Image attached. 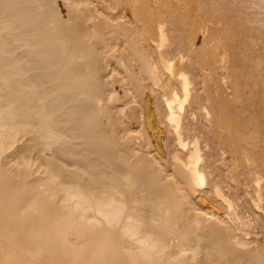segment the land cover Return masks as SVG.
<instances>
[{
    "label": "bare ground",
    "instance_id": "1",
    "mask_svg": "<svg viewBox=\"0 0 264 264\" xmlns=\"http://www.w3.org/2000/svg\"><path fill=\"white\" fill-rule=\"evenodd\" d=\"M90 1L0 0V264H264V234L253 231L256 225L238 215V200L231 199L222 181H214L208 151L204 152L199 138L189 140L183 134L184 102L191 90L188 78L184 74L177 77L179 93L160 94L155 86L158 65L147 60L135 34L115 25L109 13H94L88 7ZM240 1L205 2L209 6L213 2V10L218 4L215 14L220 12L225 18ZM244 2L264 13V0ZM247 6L241 9L246 12ZM251 15V27L256 26L252 30L261 39L264 14L262 18ZM243 19L250 27L249 19ZM235 21L230 28H236L239 21ZM245 23H241L244 30L241 24L237 27L242 31L238 38L235 29L225 30L229 32L223 36L226 50L219 59L230 58L246 80L253 78L264 86V49H255L258 36L254 44V32ZM246 26L254 36L246 33L251 38L245 36L247 40L243 36ZM165 34L169 33L156 25L152 35L157 47L167 41ZM121 38L124 42L119 45ZM122 46L125 51L115 53ZM164 56L160 68L173 79L175 70ZM111 57L126 72L133 92L127 85L100 79ZM242 84L236 93L247 86ZM260 95L258 109L264 118V87ZM139 101V134L119 141L116 133L121 127L113 126L114 114L119 116L123 105ZM239 109L230 114L238 118L237 123H257L254 117L258 114L248 113L250 118L242 120L240 113L246 107ZM237 128L230 139L220 141L223 147L247 151L259 142L255 132L242 134ZM147 149H153V154ZM171 149L182 155L174 153L169 169L163 161ZM253 158L245 159V169L256 194L250 201L252 209L260 218L264 215V180L262 168L254 169L258 158Z\"/></svg>",
    "mask_w": 264,
    "mask_h": 264
},
{
    "label": "rangeland",
    "instance_id": "2",
    "mask_svg": "<svg viewBox=\"0 0 264 264\" xmlns=\"http://www.w3.org/2000/svg\"><path fill=\"white\" fill-rule=\"evenodd\" d=\"M110 1H112V0H104V1L103 0H91L90 3L92 5L88 4L89 5L88 7L91 10H94L95 11L94 13H96V11H98V10L100 12L109 13V15H111V17L114 16V19L116 21L113 19L112 22L115 25H118L121 27L124 26L122 28H124V29L127 28L126 31H128L129 33H132V35L135 34L134 36L136 38H138V40L142 46V49L145 51L144 52L142 50L143 53L145 54V57L148 58L147 60H149V62L152 63L153 65H156V67L158 65L157 71H158L159 75H158V79H157L158 81L156 82L157 85H155V86L157 89L159 87L158 90H160L159 91L160 94L162 93L164 95V97H167V96L169 97L172 92L173 93H175V92L179 93L180 92L181 87L179 85H181V84H179V80L177 79V77L179 78V77H181L180 75L184 74L188 78L189 88L191 90H189V95L187 97V98H189V100L187 99L186 102H184V111H185L184 112V114H185L184 118L185 119L183 122H185L186 124L184 123L185 127H183V128L186 129L187 131L185 130V132H184V130H182L183 134H184V136H185V134H187L185 137L186 138L189 137L188 138L189 140L199 138L197 140H199L200 143L202 142L201 147L203 148L204 152L205 153L207 151L209 152V153L207 152V156H209L210 158L209 157L206 158L207 157L206 154H205V158L207 159V162L210 164V166L212 165L211 167L213 168L212 169L213 175L215 174V176L212 177L213 179H215L214 181H217V182L222 181L221 185L222 186L224 185L223 188L225 189V191H227L229 193L231 199H234V200L236 199V201L238 200L237 201L238 202L237 210L239 209L238 215H240V217H242V218L244 217L245 219H249L248 222L253 224L254 226L255 225L259 226V229L255 226L253 231H255L256 234H258V231H260L259 234L261 232H262V234H264V231H263L264 230V222H263L264 221V215H261L260 216L261 219H260L258 216V213L252 209V205H251L250 201H251V199H253L256 196V194L254 192L255 191L254 187L250 184V182L248 180L249 170L245 169V168H247L245 165V162H246L245 159L246 158H252L253 160H255V158H253V157L258 158V156L260 155L259 153H261V151L264 150V138H263V136H264V118H263V116L261 117V114H260L261 111H259V109H258V108H260V110H261V106L259 105L260 99H258V98H261L262 94L260 95V93H262V87H264V86H261L260 84H262V83H259L260 81H258V80L256 82V80H254L253 78H251L252 79L251 80V79H248V77H247V80H248L247 81L244 78V75L241 74V73H243V71L242 72L240 71L241 69L239 68L237 63H235V64H234V62L231 63L232 61L230 60V58L227 59L225 57L226 59L224 58L222 62L219 59L221 53L226 50L225 39L223 36L225 34H227L228 31L226 32L225 30H229V32L231 33V30L233 29V27L232 28H230V27L234 26L233 22L235 21V19L238 17V19H236V21L237 20L239 21V19L242 18V15H244L243 18H245L248 22V19H249L248 17H250L248 15H250V13L252 15L254 14L253 16L251 15L253 18H257V17L262 18L264 16L263 15L264 13L262 12V10L258 11L259 8L257 10L255 9L256 11L261 12L259 14V16L263 15L262 17L257 16L255 14L256 11L254 10L253 5L252 6L250 5V8L252 7L251 9H253L255 12L254 11H253V13L250 12V10H249L250 8H248L249 6L246 5V2H244V0L240 1L242 4L245 3L243 6L241 5L240 2H238V4L240 3L241 6L239 5L240 6L239 7L237 4V8H235L236 11L233 8L234 12H231V14H227L230 16L225 15L226 16L225 18H227V20L224 18V16L222 14H218L220 12H218L217 15L215 14L217 11L215 12L214 10L217 8L218 4L217 5L215 4V9L213 10V8H214L213 4L214 3L211 2L212 5L209 6L208 5L209 2H205L208 0H133V1L132 0H119V1L113 0L112 3ZM203 1L205 2L204 4L201 3ZM109 3H111V6L107 5ZM115 3L117 6L115 5ZM205 4H207V5L205 6ZM247 4H248V2H247ZM112 5L114 6V8L112 7ZM211 6L213 8L210 9ZM244 6H247L246 12H245V9H241V7L245 8ZM238 8H240V10H238ZM211 10L214 11V15L212 13L213 11L210 12ZM247 10H248V12H247ZM237 11H238V13H239V11L242 12L241 13L242 15L239 14V16H236ZM159 12L161 14H159ZM233 13L236 17H234ZM246 13H247V17H245ZM183 14H184V16H183ZM218 15L220 17L217 18ZM231 15L233 16L232 17L233 20L231 19ZM255 16H257V17H255ZM221 17H223L224 19ZM243 18H242V20H244ZM225 20H226V22H225ZM242 20L239 21L240 23L237 21L238 22V23H236L237 25L235 24L236 28L234 27L235 30L233 29L235 31V34L234 33H232V34H234L236 36V38L239 37L238 35L240 33L242 36V31H238L240 29L239 27L242 28L241 30H244L242 24L244 25L245 21L242 22ZM250 20H252V18L249 19V22H248L249 24L252 23ZM228 21L233 25L229 26L230 23ZM226 24H228V25H226ZM239 24H241V25L238 27ZM245 24H247V23H245ZM156 25L162 26L165 33L166 32L169 33V34H167V36L168 37L171 36L170 38H168L165 34L167 41H168V39H170L169 40L170 43L166 41L169 46L167 45L166 42H165L166 44L164 43L165 46L162 44V47H159V46L157 47L156 43H153V36L154 35H152V34H154V29H155ZM224 25L228 26V28ZM252 25H253V23H252ZM152 26L153 27L155 26L154 29H151ZM237 27H238V30H237ZM248 27H249V25H248ZM252 27L250 24V27L248 29L255 33V34L251 33L255 37L252 36L251 34H249L250 33L249 30L247 31V29H246L247 26L244 27L246 29V32H243V33H245V35L243 34V36L249 37V35H250V37L252 36L251 38L254 37L253 38L254 40L257 39L256 37L258 36V40H257L258 42L256 45L258 48L255 47V49H257V50L259 49L258 51H261L260 49H262V48L264 49V47H262V45H261V44L264 45V40L262 39L264 37H261V39H260L259 38L260 34L257 31H254L255 29L252 30ZM255 27L256 26H254L253 28H255ZM233 30H232V32H234ZM152 31H153V33H152ZM236 31L239 32L237 35H236ZM256 32H257V34H256ZM148 33H149V35H148ZM246 33H248L249 35H247ZM263 34H264V32H263ZM250 37H249V39H251ZM240 38L239 39L243 42L245 41V39L247 40L246 37H245V39L242 37H240ZM239 39H237V40L239 41ZM259 40H262L260 42H263V43H259ZM151 41H152V43H151ZM189 41H192V42L190 43ZM118 42H119V45H122L123 44L122 42H124V40L122 41V38H121L118 40ZM255 42H256V40L253 43L255 44ZM189 45H191L193 47H191ZM259 45H260V47H259ZM253 46H255V45H253ZM123 50L124 49L122 46V49L120 51H116L115 53H118V54H119V52L122 53L125 51V50L124 51ZM159 51H161L163 54ZM188 52H190V53H188ZM263 52H264V50L262 51V53ZM160 53H161V55H160ZM147 54H148V57H147ZM164 54H165V56H164ZM214 54L215 55L217 54L216 57ZM166 55L169 56L170 58H172L173 60L171 59L172 60L171 61L170 58L167 57ZM163 56L166 59H169L168 61L170 63H172V65H173V70H175V74H174L173 79L169 77L170 76L169 74H165L163 72V69L160 68L161 67L160 63L162 60L161 58ZM181 60H182V62H180ZM109 61H110L109 64L111 66L107 64L108 62L106 63L107 64V69H106L107 72L101 76L104 79H102V78H100V79L102 81L104 80L105 83L111 84L112 82H114L117 84V86L127 85V86H129V87L126 86L127 88H129L128 91H130V93L133 92V89L131 88L132 86L127 83V82H129V79L126 77V72L122 68L120 69L119 66H117L118 63H117V61H115L114 57H111L109 59ZM156 61L158 64L156 63ZM183 63H185V64H183ZM174 65H175V67H174ZM108 66H109V68H108ZM237 67L239 68V70ZM135 70L137 71L138 69L135 67ZM176 71H178L179 73ZM180 72H182V73H180ZM123 73H125L124 74L125 76L123 75ZM167 75H168V77H167ZM107 76H108V78H107ZM124 78L128 79V80H124L125 82L127 81L126 83L123 81ZM106 79H108V81L109 80L110 81L107 82ZM245 81H247V82H245ZM254 81H255V83H254ZM235 82H236V84H235ZM242 82H244V84L245 83L247 84V86H246L247 88L245 87V85H246L245 84L244 85L245 88L244 89L241 88V90H243L242 93H240L241 91L236 93L237 89L239 90L240 85H241V87H243ZM158 84H159V86H158ZM166 84L169 86H167ZM257 85L261 86V88L257 87V89H255L256 87H254V86H257ZM170 86H172L173 89ZM259 89L261 91H259ZM255 91H259L258 95H260V96L256 95L257 92H255ZM239 94H241V95H239ZM246 101L249 102V104H248L249 107L247 106V104L245 105L244 102H246ZM132 104H133V106H132ZM127 105H128V108H127ZM127 105L122 106V108H124L122 110V112H124V113L119 111L120 112V114L118 113L119 116H117V113L115 112L114 117L117 118V120H114V118H113V120L116 121V123L114 121H112V123L114 122L113 123L114 127H116V126L119 128L121 127L120 128L121 131L118 129L119 134L115 132L117 134V138L119 141H124L126 139H129V136L131 138L132 135L134 136L135 134L137 136L139 134L138 131H140V127L142 125L141 102L139 101L137 104L130 102ZM243 105H245L246 110L248 108V110L250 112L248 110H247V112H244L246 110L243 109V108H245ZM256 105H259L260 107L259 106L256 107ZM239 108L241 110L243 109V113H240V116H241L240 118L241 119L243 118L242 120H246V118H250V117H248L249 116L248 113H250V116H253V113L258 114L257 118H256V116L255 117L253 116L256 119L257 123H254L253 121L244 123L242 120H240V121H242L244 124H241L242 122L237 123L238 118L233 117V114H234L233 112L238 110ZM240 109H239V111H240ZM130 110H132V111H130ZM121 113H122L123 117L121 116ZM231 113H233L232 116H230ZM127 114H128V116H127ZM243 114H244V116H243ZM247 114H248V116H247ZM125 116H126V118H125ZM127 117H129V118H127ZM118 118H120V119H118ZM261 118H263V119H261ZM115 124H117V125H115ZM139 125H140V127H139ZM240 125H242V126L245 125L246 127L245 126L241 127ZM130 126H131V128H130ZM235 126L239 127L237 129L238 130L240 129L239 131L242 132V134H245V133L249 134V132H255L257 134L256 136L259 135V137L255 136L256 139H260L259 142H258V140L255 139V137L253 138V140L254 141L256 140L258 143H260V145L258 143H256V141H255V143L257 145L254 143V141H253V143L256 146H258V147L260 146V147L254 148L255 145L252 142L249 144H252L254 146L251 147V145H249V147L252 149L248 150V148H247V151H246V149H242V150H240L241 152L240 151L235 152L227 146H225L226 148L223 147L221 145L220 141L223 139H225V140L230 139L231 135L235 134V132L233 130L235 128ZM114 127H113V129H114V131H116L117 129L115 130ZM125 127L128 128V130ZM244 129H245V131H244ZM255 129H257V130H255ZM127 132H129V133H127ZM135 132H137V133H135ZM123 134H125V135H123ZM193 134H195V135H193ZM199 134H200V136H199ZM121 135H123V136L121 137ZM191 136H193L192 139H190ZM138 140L139 139H136V142H137L136 146L137 147H138ZM205 141H206V143H205ZM221 147H223V148H221ZM141 149H145V148L141 147ZM253 149H254V151H253ZM255 149H257L258 152L255 151ZM147 150H150V154H153V152H154L153 149H147ZM170 151L167 150V153L165 155V157H167V158L165 161H163V163L165 162L166 167L168 166L169 169H171V167H172L171 162H172L174 155L177 153L179 155H182V153L175 152L174 150L172 151V149ZM245 151L247 154L245 153ZM210 152H212V153H210ZM248 152L251 153V155ZM262 152H263V154L261 153L262 156L260 155L258 160H256L257 162L255 161L256 162L255 166L257 169L254 168L255 166L253 168L255 169V171H260L259 169L262 168L260 171V175H262L261 177L264 180V167H263L264 166V160H263L264 159V151H262ZM233 153H235V154L233 155ZM241 153H245L246 155L242 154L243 155L242 156ZM236 154H238V155H236ZM168 157H170V158H168ZM240 164H242V165H240ZM214 172H216V173H214ZM227 172H229V174ZM231 176H232V178H231ZM234 196L237 198H235ZM196 201L199 202L198 197H195V202ZM211 201H208V203L214 202V201L213 202H211ZM244 201L245 202L247 201V203H245ZM198 202H196V203H198ZM210 203H209V205L215 206L217 209L219 208V210H220V207L216 206L217 204H214V203L210 204ZM248 203L250 206L248 205ZM243 205H245V206H243ZM247 205H248V207H247ZM243 207L245 209H247L248 211L245 210ZM241 208H242V210H241ZM240 210H241V213H240ZM244 212H246V213L248 212V213L246 214ZM242 214H244V215L246 214V215L244 216ZM254 214H255V216H254ZM262 217H263V219H262ZM253 218H254V220H253ZM256 219H258V220H256ZM255 220H256V222H255ZM259 222H260V224H258ZM256 228H257V230H256Z\"/></svg>",
    "mask_w": 264,
    "mask_h": 264
}]
</instances>
